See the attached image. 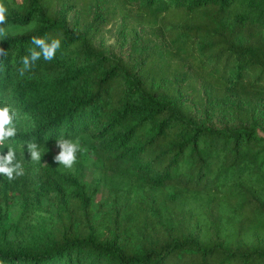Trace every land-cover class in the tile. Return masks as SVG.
Listing matches in <instances>:
<instances>
[{"label":"trees","instance_id":"16d2710c","mask_svg":"<svg viewBox=\"0 0 264 264\" xmlns=\"http://www.w3.org/2000/svg\"><path fill=\"white\" fill-rule=\"evenodd\" d=\"M2 5L0 106L26 127L6 142L24 175L0 174V210L36 180L56 216L32 231L0 217V264H264V0ZM34 36L60 47L24 70ZM60 137L97 159L91 181L82 162L26 170L28 143Z\"/></svg>","mask_w":264,"mask_h":264},{"label":"rangeland","instance_id":"374dc122","mask_svg":"<svg viewBox=\"0 0 264 264\" xmlns=\"http://www.w3.org/2000/svg\"><path fill=\"white\" fill-rule=\"evenodd\" d=\"M2 1L3 0H0V4H2ZM117 26L118 22L115 21L110 27L111 30L106 31L108 42L116 41L114 31ZM24 121L26 120L20 119L17 124H14L16 131H19L26 127V123ZM58 152L59 148L56 145H53L49 149L40 152L41 160H32L28 151H26L24 154L26 170H28L34 176L39 166L47 163L49 160L54 161L53 157ZM96 161L97 159L90 153H86V151L78 152L77 161L74 167L70 170H77L80 165L79 162H82L81 166L83 167V179L89 182L97 171V165L95 164ZM59 166L63 167L62 165ZM36 183V180L31 183L28 187L29 190L17 192L14 194L9 193V202L7 203V205H3L0 210V217L8 222H11L12 226L18 227V229L21 231H32L33 229H30V227L33 226L37 229H40L42 227L48 228L53 223L56 216V209L54 208V204H52L53 201L51 200L53 193L50 192L47 194L46 191L41 187L37 188L36 190ZM110 199L111 193L104 185L100 186L97 192L93 195L94 203H97L99 201L106 202L110 201ZM196 202H200V199L198 201L192 202V204ZM209 205L210 203L208 202L206 206Z\"/></svg>","mask_w":264,"mask_h":264},{"label":"clouds","instance_id":"9594fccd","mask_svg":"<svg viewBox=\"0 0 264 264\" xmlns=\"http://www.w3.org/2000/svg\"><path fill=\"white\" fill-rule=\"evenodd\" d=\"M6 9L0 4V25L5 23ZM6 36V29L0 27V37ZM32 44L36 48H30L29 54L22 57V64L24 70H30L35 62L41 56L45 60H52L55 52L60 47V40L57 38H42L32 37ZM2 51V49H0ZM16 112L13 111L7 104L0 106V147H8L6 153L0 155V174L6 175L9 180L14 179L15 176L24 175V169L21 162L15 159V150L11 145H6V142L16 135L14 120ZM56 146L59 152L53 157L58 165H62L65 169H72L77 161V153L85 152L87 149L83 147L78 139H68L64 137L57 138ZM27 151L32 160H41V153L38 146L30 142L27 144ZM15 174V176H14Z\"/></svg>","mask_w":264,"mask_h":264}]
</instances>
